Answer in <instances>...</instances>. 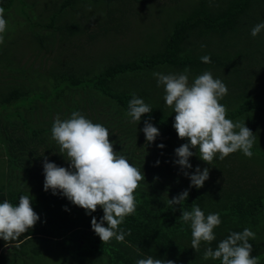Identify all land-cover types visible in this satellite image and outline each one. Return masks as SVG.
I'll return each mask as SVG.
<instances>
[{
    "label": "trees",
    "instance_id": "trees-1",
    "mask_svg": "<svg viewBox=\"0 0 264 264\" xmlns=\"http://www.w3.org/2000/svg\"><path fill=\"white\" fill-rule=\"evenodd\" d=\"M31 1L34 0H0L8 22L4 41L0 43V58L7 62L15 76L4 74L0 77L2 82L9 76L5 80L11 87L0 92V130L8 132L7 136L0 137V203L8 200L14 206L18 205L19 197L27 194L40 220L15 241L0 239V264H136L137 260L148 256L170 259L175 264H221L220 260H205V249L212 247L215 250L231 232H241L245 227L255 233V239L249 241L253 245L252 255L259 257V264H264V180L252 175H242V179L235 176L240 169L237 154L242 153L227 156L214 177L209 170V179L203 187L190 188V180L183 175L180 166L173 163L177 159L175 149L188 142L179 139L173 128V108L153 100L152 87L143 90L119 88L124 78H130L146 67L157 68L164 62L182 69L188 67L194 76L204 71L225 75L228 94L220 102L228 109L227 118L244 119L253 133L263 130L264 30L256 37L250 33L253 26L264 22V0H199L174 20L170 34L164 33L160 51L143 50L134 58H115L107 68L93 75H90L92 68H88L89 65L76 69L67 60L61 68L52 67L61 74L59 81L53 82L51 91L32 90V80L25 74L27 68L18 62L12 65L7 54L21 47L28 38H39L40 48L44 49L50 37L44 36L41 28L52 27V33L60 38L63 31L73 30L71 33L75 34L91 30V26H80V23L66 19L69 16L64 14V7L74 4L72 0L62 4L59 13L56 12L48 24L42 23L47 18L43 16L45 11H38L41 0ZM112 1L115 2L110 8L113 13L126 9L133 14L128 17L134 19L146 12L148 5L157 3V0ZM21 5L29 11L22 13ZM73 9L80 10L78 6ZM58 17L61 24L56 25ZM123 17L119 14L110 17L116 29L129 26ZM205 35L209 40L201 39ZM182 43L199 51L206 47L207 51L184 56L179 52ZM204 55H210L211 63L201 61ZM250 79H258V83H254L256 91L245 86H249ZM42 84L44 89L50 85L48 81ZM133 93L152 107V112L144 114L139 122H132L127 116ZM65 110H80L86 118L107 127L115 150L144 173L145 180L135 193L136 212L127 216L120 226L125 232L130 231L124 242L113 239L103 244L92 230V216L99 222L103 216L102 208L98 207L88 215L66 197L43 189L45 177L39 164H43L45 157L58 166H69L66 153H61L59 145L51 138L56 116L70 117ZM146 120L160 131L153 143L146 142L142 131ZM21 121L25 123L22 125ZM168 130L172 132V139L167 136ZM161 143L165 145L163 149L157 147ZM192 151L198 153L197 149ZM189 162L193 167L185 171L190 174L197 166L201 170L210 168L198 154L190 157ZM210 179L214 181L209 182ZM185 189L189 190V196L182 205H168V199ZM193 203L200 206L205 216L219 213L221 218V224L214 229L216 239L211 244L201 242L198 252L191 248L190 222L184 223L180 219L181 210L191 211ZM24 236L28 239L22 244Z\"/></svg>",
    "mask_w": 264,
    "mask_h": 264
},
{
    "label": "clouds",
    "instance_id": "clouds-1",
    "mask_svg": "<svg viewBox=\"0 0 264 264\" xmlns=\"http://www.w3.org/2000/svg\"><path fill=\"white\" fill-rule=\"evenodd\" d=\"M7 24L5 9L0 7V43L4 41ZM262 30L264 22L253 26L250 34L256 37ZM200 59L203 63H211L210 55ZM189 73L190 69L185 67L181 73L154 72L153 76L157 86L164 88L166 105L175 112L173 128L178 138L188 141L175 149L177 159L173 163L179 165L183 175L190 180V188H201L209 179V168L201 170L197 166L190 174L185 171L193 167L189 162L190 157L198 154L209 165L217 156L224 160L237 151L251 158L256 135L245 121L227 118L228 109L220 103L228 94L222 80L214 78L210 71H204L190 83ZM132 97L127 116L131 117L132 122H139L144 114L152 112V107L135 93ZM142 131L147 143H153L160 136L159 129L147 120ZM110 134L107 127L94 123L79 111L72 112L66 119L57 115L51 127V138L59 145L60 152L66 153L69 166H58L49 162L47 157L43 162L45 192L51 190L53 195L59 193L88 215L98 207L102 208L103 216L99 222L92 216L91 228L103 244L113 239L124 242L125 235H130V231L125 232L120 226L127 216L135 214V193L145 180L143 171L115 150ZM157 147L163 149L165 145L161 143ZM192 149H198V153ZM159 163L157 160L156 165ZM188 196L189 190L185 189L168 199V205L180 206ZM64 210L68 211L66 207ZM181 211L180 219L184 223L190 222L191 248L195 252L199 251L201 242L211 244L216 239L214 229L221 224L219 213L205 216L195 203L191 211ZM39 220L40 216L33 210L29 195H21L15 206L4 200L0 203V239L15 241L34 228ZM251 239H255V233L248 227L241 232H231L215 250L207 247L203 258L220 260L221 264H259V257L252 255ZM136 264H175V261L148 256L137 260Z\"/></svg>",
    "mask_w": 264,
    "mask_h": 264
},
{
    "label": "rangeland",
    "instance_id": "rangeland-1",
    "mask_svg": "<svg viewBox=\"0 0 264 264\" xmlns=\"http://www.w3.org/2000/svg\"><path fill=\"white\" fill-rule=\"evenodd\" d=\"M72 1H74V4L64 7L66 11L64 14H66L67 17L69 16L66 19L75 23H80V26L89 24L91 30L77 31L75 34L71 33L73 30L67 31L68 33L63 31L59 38L58 34L52 33V27L48 26L47 28H41L40 30L44 36L48 35V37H50L47 43L48 45L44 49L40 48L39 38H28L21 47L7 54L10 58L8 61H10L12 65L18 62L27 68L28 73L25 74L32 80L30 82L31 86H33L32 90L51 91L53 82L57 83L59 81L58 75L61 74L56 73L57 71L53 70L52 67L61 68L67 60L70 61L76 69L81 65L84 66V64L89 65L88 68H92L90 75H93L107 68L115 58H134L142 54L143 50L152 53L160 51V49L163 48L162 42L165 36L164 33L170 34L173 31L174 20L181 16L185 9H191L195 4L199 3V0H157L156 4L147 6L146 12L138 14L135 19L132 16V19L128 16L133 14L126 9L118 10L113 13V10L110 8L115 5V2L112 0H100L98 3L94 0H80L78 3H76V0ZM31 2H35V0ZM68 2H70V0H41L38 11H45L43 16H47L42 23L48 24L51 21V17H53L56 12L59 13L62 4ZM118 5L121 7L120 3H118ZM46 6L48 10H46ZM73 6H78L80 10L73 9ZM122 8L124 7L122 6ZM135 8H137L136 4ZM20 11L25 14L29 10L21 5ZM116 14H119V16L124 15L123 18H125L127 24L129 23V26H122L120 29H116L114 21L110 20V17H114ZM18 17L22 18L21 15H18ZM55 24H61L60 17H58ZM119 26H121V24H119ZM104 27H109L110 29L104 30ZM201 39L209 40V37L205 35L201 36ZM180 46L182 48L179 52L184 56L201 55L203 52L207 51L206 47H203V50L199 51L193 48L192 45L185 43H182ZM46 50L49 53H47ZM48 57L51 59L47 60ZM3 63H5V65ZM6 63L7 62H3L0 58V77H3L4 74H8L9 76L11 75L10 77L15 78V76L12 75L14 74L13 70H10ZM146 68V70L142 69L130 78H124L119 88L128 89L130 87H135L143 90L146 87H152L153 94L151 98L157 100L159 104H164L166 106L164 101V88L163 86H157V80L154 78L153 73H181L184 69L174 67L166 62L161 63L157 68ZM83 69L86 70L87 68ZM9 76L4 77L3 81L0 82V92H3L5 88L6 91L11 89L9 81H7ZM195 77L197 76H194L190 71L189 82L191 83ZM213 77L223 82L225 81V75L216 74L213 75ZM46 81H48L50 85L47 89H44L42 83ZM140 81L143 82L139 84ZM69 82L73 84L72 81ZM254 83H258V79H250L249 86L246 84L245 86L251 91H256V85H254ZM235 99L237 100V98ZM72 112H74V110H65L64 113L71 115ZM232 120L244 121L242 118ZM21 122L22 125L25 123L23 121ZM28 125L32 126L30 123H28ZM27 128L30 129L31 127ZM167 133L169 139H172V132L170 133L168 130ZM254 134L256 135V143L252 148L253 155L251 158L246 157L241 151L235 152L242 153L237 154L236 161L239 163L238 167H240V169L236 172L235 176L242 179V175H252L257 179L260 178L264 180V129L261 131L254 130ZM7 135L8 132L0 130L1 138ZM225 160L226 158L220 160L217 157L212 161L209 168L211 177L215 176V173H217L216 169L219 168L221 163ZM213 181L214 179H210L209 182Z\"/></svg>",
    "mask_w": 264,
    "mask_h": 264
},
{
    "label": "crops",
    "instance_id": "crops-1",
    "mask_svg": "<svg viewBox=\"0 0 264 264\" xmlns=\"http://www.w3.org/2000/svg\"><path fill=\"white\" fill-rule=\"evenodd\" d=\"M48 161L53 162V160L48 159ZM44 162V161H43ZM39 170H43V164H39ZM28 239V236L26 238V236H24L23 240H22V244Z\"/></svg>",
    "mask_w": 264,
    "mask_h": 264
}]
</instances>
